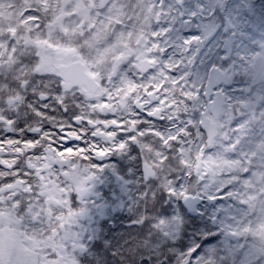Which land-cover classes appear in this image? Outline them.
Returning <instances> with one entry per match:
<instances>
[{"label":"snow or ice","instance_id":"obj_1","mask_svg":"<svg viewBox=\"0 0 264 264\" xmlns=\"http://www.w3.org/2000/svg\"><path fill=\"white\" fill-rule=\"evenodd\" d=\"M235 29L222 0H23L15 19H0V264H85L95 256V229L83 221H92L90 198L100 197L103 181L85 161L131 144L151 174L170 162L173 146L182 155L181 137L160 125L190 102L192 78L201 84L193 91L203 136L184 165L199 187L178 194L194 212L197 201L211 206L216 231L201 237L217 243L205 249L197 241L182 259H264V112L257 120L255 111L264 92L235 105L227 93L240 73L264 83V53L238 54L237 64L231 39H220ZM211 41L223 54L206 64L200 46ZM193 43L195 55L181 64L176 53ZM51 78L55 92L45 87Z\"/></svg>","mask_w":264,"mask_h":264},{"label":"clouds","instance_id":"obj_2","mask_svg":"<svg viewBox=\"0 0 264 264\" xmlns=\"http://www.w3.org/2000/svg\"><path fill=\"white\" fill-rule=\"evenodd\" d=\"M129 2L131 3V0ZM259 7L261 14L264 15V0H259ZM213 44L215 41L200 46L202 48L200 59L207 54ZM197 47L193 43L192 51L182 49L177 52L178 61L181 64L184 61L190 63ZM222 54V50L213 52L208 56L206 64L215 61ZM233 60L239 63L236 57H233ZM185 67L188 65L179 68L178 72L183 73ZM51 81L45 84V87L55 92L59 85L54 82L55 78H51ZM37 83L39 85L41 81L38 80ZM104 83L108 86L107 81ZM185 83L188 86L190 102L179 110L173 121L166 120L160 125L172 129L181 137L180 146L185 149L182 155L173 146L174 150L169 153L170 162L163 167L155 165L151 174L144 168L146 154L139 153L131 144L123 153L113 151L104 157H97L91 153V159L85 161L89 165L98 166L94 174L103 182L111 181L115 172L126 181L128 188L126 207L99 225L100 237L91 246L98 260L88 258L85 264H184L183 253L197 241L203 244L205 249L217 243L211 239L205 242L201 237L203 232L216 231L211 222V206L207 201H197L194 212L186 203L187 198L178 194L181 190H186L190 194L198 191L199 181L194 175H188L189 169L185 167L184 160L191 161L195 158L203 136L197 124L202 113L194 101L193 91L199 90L200 81L192 78ZM246 86L245 77L242 73L238 74L227 89L228 95L233 98V105L236 99L246 96L237 89ZM236 112H239V108H236ZM95 118L102 117L97 114ZM149 142L158 143L152 138H149ZM99 143L101 148L105 147L103 141ZM170 189H175V193L170 192ZM258 264H264V259H259Z\"/></svg>","mask_w":264,"mask_h":264},{"label":"rangeland","instance_id":"obj_3","mask_svg":"<svg viewBox=\"0 0 264 264\" xmlns=\"http://www.w3.org/2000/svg\"><path fill=\"white\" fill-rule=\"evenodd\" d=\"M0 2L4 4V7L0 9V19H15L20 11L23 0H0ZM222 2L236 23L234 32H228L227 34L221 33L220 36V39H231L233 47L232 56L236 57L239 54L252 58L264 53V15L261 14L259 0H222ZM218 15L222 16L223 13L220 12ZM232 34L233 38L230 37ZM210 49L213 53L222 50V47L216 45ZM209 55L211 54L207 52L201 60L206 63ZM197 66L201 67L202 70V65L198 64ZM256 70L260 71L259 65ZM243 76L245 77L247 86L242 89L252 90L251 93L245 91L246 96H255L258 93L264 92V83L259 81L250 82L247 75L243 74ZM240 90L237 89V91ZM255 111L256 119L259 120V114L264 112V106L257 105ZM254 131L259 135V124L254 126ZM118 177L119 174L116 173L111 181H104L103 183L97 184L96 191L100 194V197L93 196L90 198L89 209L92 221H83L84 224H90V227L95 229V239L91 241L90 246L100 237L99 225L101 222L126 207L125 202L127 201L128 188L126 185H122ZM250 240L251 238H249V242ZM89 259L98 260V257L90 256Z\"/></svg>","mask_w":264,"mask_h":264}]
</instances>
